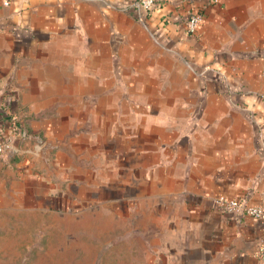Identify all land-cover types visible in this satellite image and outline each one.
Instances as JSON below:
<instances>
[{
    "label": "crops",
    "instance_id": "0c3cea01",
    "mask_svg": "<svg viewBox=\"0 0 264 264\" xmlns=\"http://www.w3.org/2000/svg\"><path fill=\"white\" fill-rule=\"evenodd\" d=\"M131 1L0 0V264L84 210L152 264H264V216L215 200L264 207V0Z\"/></svg>",
    "mask_w": 264,
    "mask_h": 264
},
{
    "label": "rangeland",
    "instance_id": "374dc122",
    "mask_svg": "<svg viewBox=\"0 0 264 264\" xmlns=\"http://www.w3.org/2000/svg\"><path fill=\"white\" fill-rule=\"evenodd\" d=\"M36 214L35 222L32 216V221L25 218L22 222V233L31 224L30 238L18 239L27 253H22L23 264H152L144 240L124 219L111 220L93 210L69 216L42 211ZM34 223L36 238L32 236Z\"/></svg>",
    "mask_w": 264,
    "mask_h": 264
},
{
    "label": "built area",
    "instance_id": "2783aa9c",
    "mask_svg": "<svg viewBox=\"0 0 264 264\" xmlns=\"http://www.w3.org/2000/svg\"><path fill=\"white\" fill-rule=\"evenodd\" d=\"M3 3H6L7 0H2ZM158 0H132L131 5H133L137 12V19L142 22L143 17L147 12L152 9ZM201 21V14L198 12H190L184 19L185 30L189 33H195L197 26ZM8 148V141L6 139H0V154L6 152ZM215 200L221 204L226 209H235L242 207V209L249 215L260 217L264 216V207L261 204L256 205H246L242 200L238 198H226L224 196H218ZM258 259L264 263V235L261 237L258 249H257Z\"/></svg>",
    "mask_w": 264,
    "mask_h": 264
},
{
    "label": "trees",
    "instance_id": "16d2710c",
    "mask_svg": "<svg viewBox=\"0 0 264 264\" xmlns=\"http://www.w3.org/2000/svg\"><path fill=\"white\" fill-rule=\"evenodd\" d=\"M9 130H10V131H14V130H15L14 126H13V125L10 126V127H9ZM0 139H3V136H2V132H1V131H0Z\"/></svg>",
    "mask_w": 264,
    "mask_h": 264
}]
</instances>
